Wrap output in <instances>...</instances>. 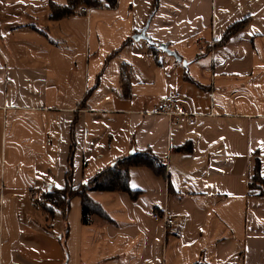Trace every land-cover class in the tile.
<instances>
[{
  "label": "crops",
  "instance_id": "1",
  "mask_svg": "<svg viewBox=\"0 0 264 264\" xmlns=\"http://www.w3.org/2000/svg\"><path fill=\"white\" fill-rule=\"evenodd\" d=\"M67 3L0 0V264H264L250 186L264 177V0H116L51 18ZM167 95L193 124L158 112ZM135 150L165 173L130 167L135 198L89 191L109 221L84 224L78 196L66 221L31 198Z\"/></svg>",
  "mask_w": 264,
  "mask_h": 264
},
{
  "label": "trees",
  "instance_id": "2",
  "mask_svg": "<svg viewBox=\"0 0 264 264\" xmlns=\"http://www.w3.org/2000/svg\"><path fill=\"white\" fill-rule=\"evenodd\" d=\"M66 6H57L52 4L51 18L57 19L75 12L79 5H87L90 7H114L116 0H67ZM230 27L227 30L229 32L236 27ZM186 147H180L176 150H185ZM133 166H145L152 169L157 175H164L165 165L163 161L150 150H135L130 154L122 156L114 161V163L95 175L89 178L86 182L73 186L71 182V168L66 172L65 185L63 188L51 187L43 191L39 198L40 209L52 217L57 208L62 210L63 220L66 221V215L69 209V202L71 198L78 196L81 199V221L84 224L89 222L91 215H96L102 220L109 221L108 214L103 208L95 201H93L89 195V191H116L127 192L132 198L138 195L137 191L131 190L129 187V169ZM258 166V165H257ZM256 166V167H257ZM251 187L260 189V194L264 195V177H261L257 168L255 174L250 183ZM194 264H208L205 262H197Z\"/></svg>",
  "mask_w": 264,
  "mask_h": 264
},
{
  "label": "built area",
  "instance_id": "3",
  "mask_svg": "<svg viewBox=\"0 0 264 264\" xmlns=\"http://www.w3.org/2000/svg\"><path fill=\"white\" fill-rule=\"evenodd\" d=\"M99 1L100 0H95V2H99ZM91 8L92 7H90V6L82 4V5H79L77 7V11L79 13L87 14ZM158 112L167 115L171 120L177 119L179 116H184L189 124H193V122H194L193 121L194 114L193 113H185V112L180 111L177 103L174 100V98L170 95H167L164 97V103H163V105H161V108ZM31 198L34 201V203L37 205L39 198H40V195L39 194H31ZM153 217L155 219L162 220L165 228H168L174 222V218L171 215L166 214V213H163V214L154 213Z\"/></svg>",
  "mask_w": 264,
  "mask_h": 264
},
{
  "label": "water",
  "instance_id": "4",
  "mask_svg": "<svg viewBox=\"0 0 264 264\" xmlns=\"http://www.w3.org/2000/svg\"><path fill=\"white\" fill-rule=\"evenodd\" d=\"M133 38H134V39H138V38H146V36H145L144 32H140L139 34L134 35ZM149 41H150V40H149ZM159 47H160L161 50L165 51L166 53L175 56V54H174L173 52H171V51L168 50V48H167L166 45H164V44H160Z\"/></svg>",
  "mask_w": 264,
  "mask_h": 264
}]
</instances>
